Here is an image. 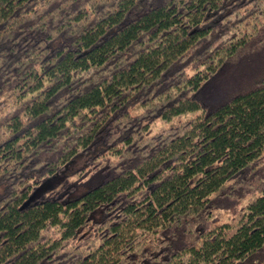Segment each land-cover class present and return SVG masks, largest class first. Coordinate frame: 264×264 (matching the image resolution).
<instances>
[{
  "label": "trees",
  "instance_id": "1",
  "mask_svg": "<svg viewBox=\"0 0 264 264\" xmlns=\"http://www.w3.org/2000/svg\"><path fill=\"white\" fill-rule=\"evenodd\" d=\"M0 264H264V0H0Z\"/></svg>",
  "mask_w": 264,
  "mask_h": 264
},
{
  "label": "rangeland",
  "instance_id": "2",
  "mask_svg": "<svg viewBox=\"0 0 264 264\" xmlns=\"http://www.w3.org/2000/svg\"><path fill=\"white\" fill-rule=\"evenodd\" d=\"M247 65L245 64L246 67H247ZM247 73H250V72H247ZM241 89H242V87H241ZM85 158H86L85 156H79V157L75 158L67 166H65L62 171L57 173L55 176L45 179V181L40 186H38V188L34 192L33 196L39 197L40 195H42L46 191H48L50 188H52L54 185H56L62 178L66 177V176L74 173L76 170L80 169L85 164V161H86ZM84 180L85 179H82V181H84Z\"/></svg>",
  "mask_w": 264,
  "mask_h": 264
}]
</instances>
